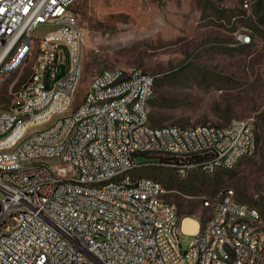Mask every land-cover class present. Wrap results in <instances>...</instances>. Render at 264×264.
Listing matches in <instances>:
<instances>
[{"label": "built area", "instance_id": "2783aa9c", "mask_svg": "<svg viewBox=\"0 0 264 264\" xmlns=\"http://www.w3.org/2000/svg\"><path fill=\"white\" fill-rule=\"evenodd\" d=\"M79 0H0V83L14 90L10 108L0 110V264H190L195 249H205L204 264H236L240 256L237 241L258 244L263 232L250 233L255 221L242 210L239 201L229 199L230 189L220 193L217 218L203 226V234L178 231L186 214L169 200L154 199V188L141 190L109 185L97 191H81L68 184L55 185L57 175L91 179L101 173H117L137 162L152 166L178 167L189 164L214 167L233 165L239 153L256 154L259 130L246 120H232L231 130L223 126L195 125L194 132H185L175 124L156 126L151 123L145 97L155 93L156 76L142 68H130V82L115 86V75L123 68L113 67L103 82H96L90 101H86L71 123L83 121V131L74 132L70 141L58 142L60 133L50 132L40 142H32V133L42 125H50L51 116L67 107L72 90L82 75V42L80 34L67 35L66 25H77L75 6ZM65 15L60 32L45 33V66H37L29 53L30 28L39 20ZM64 43H72L71 75L55 82L62 72ZM12 51H22V58H12ZM17 59L16 68H8V60ZM37 67V74H30ZM29 69L30 87L16 92L9 87L12 76ZM125 91L117 103L95 106L96 97ZM143 95V103L131 104V95ZM98 134V145L91 149L92 162H85L83 147L88 136ZM17 139H26V146H17ZM215 143L221 156L206 153V145ZM154 146L180 147L186 157L154 156ZM46 147L49 153L65 147L59 164L35 162V169L20 170L22 161H29L32 148ZM187 147L203 148V155L188 156ZM131 180V179H129ZM141 180V179H140ZM125 199L134 200V208L125 207ZM213 201V200H212ZM19 207H28L27 215H18ZM131 211L139 218H153L154 226H133ZM247 217V224H240ZM182 236H189V245H181Z\"/></svg>", "mask_w": 264, "mask_h": 264}, {"label": "rangeland", "instance_id": "374dc122", "mask_svg": "<svg viewBox=\"0 0 264 264\" xmlns=\"http://www.w3.org/2000/svg\"><path fill=\"white\" fill-rule=\"evenodd\" d=\"M75 10L82 31V75L72 102L50 123L83 102L100 71L151 72L156 76L153 125L225 126L246 120L259 130V150L235 168L214 173L193 169L181 177L174 168L149 165L133 174L160 180L165 198L203 224L213 213L204 202L215 201L226 189L258 207L264 221V0H79ZM51 30L43 27L34 37ZM73 55L64 45L59 80L70 74ZM28 75L29 69L19 78L16 72L7 86L19 87ZM11 91L0 85V110L10 108ZM189 238L182 236L184 248Z\"/></svg>", "mask_w": 264, "mask_h": 264}, {"label": "bare ground", "instance_id": "6f19581e", "mask_svg": "<svg viewBox=\"0 0 264 264\" xmlns=\"http://www.w3.org/2000/svg\"><path fill=\"white\" fill-rule=\"evenodd\" d=\"M65 22V15H56L55 18H51L50 20H39L30 28L29 34V53H34L35 56L32 58L33 62H37V66H45V42L44 36L45 33H56L60 32L61 24ZM60 26V27H59ZM43 27L53 28L51 32H44L39 36L34 37V32L38 31ZM59 27V28H57ZM66 34L67 35H78L82 34L80 28L78 26L66 25ZM36 40V46H35ZM64 45L68 46L71 54L73 55L74 47L72 43H64ZM12 58H22V51H12ZM17 59L8 60V68H16ZM110 72V68L104 69L96 74L91 84L85 94L83 102L76 107L70 114L64 116L61 120L55 118L50 125H46L37 131L32 133V142H40L44 138H47L52 133H60L58 135V142H66L70 141L71 137L74 136V132L83 131V121H75L71 123V128H65L61 130V126L64 124H68L73 121V117L78 115V109H81L86 101L91 100V96L94 93V88L96 86V82H103L105 74ZM30 74H37V67H30ZM61 74V72H60ZM60 74L55 75V82H62L60 79ZM71 75V72L68 76ZM66 76L64 79H68ZM131 70L122 69L115 75V86H123L124 84L130 82ZM26 80L16 88V92H25L27 88L30 87V78H25ZM23 81V80H22ZM2 85V83H0ZM74 88L72 90V93ZM155 93L148 94L145 97V106H149L151 100L153 99ZM11 96L14 97V90L11 91ZM122 98H125V91H117V93H112L110 96L105 97H96L95 106H104L107 103H117L122 101ZM72 102V99L67 102L69 105ZM143 103V95L141 94H132L131 95V104H139ZM61 108V110H63ZM60 110V111H61ZM148 115H150V111L148 108ZM182 131L185 132H194L195 125H179ZM208 127H216L217 125L206 123ZM223 130H231V123L223 126ZM98 145V134H91L88 136V139L84 143L83 147V158L85 162H92V152L91 149ZM17 146H26V139L19 141L17 139ZM206 153L213 156H221V148L219 146H215V143H208L206 145ZM60 154H65V147H57V151H52L49 153V149L46 147H38L32 148L31 151L28 152L29 161H22L20 163V170H30L35 169V162L37 161H45L47 158L51 164H59ZM187 155L188 156H197L203 155V148L201 147H187ZM254 153L242 152L236 156L233 165H214V167H204V165L197 164H189L185 169H180L178 167H171L176 170V172L181 176L185 177L189 171L193 169L201 170L202 172L214 173L220 168H235L240 161L247 157L253 156ZM154 156L161 158H170L173 157H186V150L181 149L180 147H172V148H163V146H154ZM149 166L145 164V162H137L135 165L129 168H123L119 170L117 173H101L99 176H94L91 179H79V176H68V175H57L55 177V185H64L68 184L71 186H76L81 189V191H97L98 189H102V187H109V185H123L126 183V189H134L141 190L143 188V181H145V185H155L162 184L160 180L157 178L134 175L133 171L137 168ZM131 179V180H129ZM141 179V180H140ZM162 187L163 184H162ZM166 189L165 188H154V199L158 200H167L165 198ZM229 199L232 201H239L237 194L234 189H230L229 191ZM206 207H212L213 213L211 218H217V210L216 208H220V198H217L215 201L206 200L204 202ZM125 207L134 208V200L133 199H125ZM240 207L242 210H246V215L253 218L255 221L252 225H250V233H261L264 231L263 224L264 221L262 219L261 212L258 207L244 203L240 201ZM28 207H19L18 215H27ZM198 217L193 215H186L182 221L178 224V231H184L187 234H203L205 233V226L199 222ZM131 219L133 221V226H141L148 227L154 226L153 218H139L138 211H131ZM240 224H247V217H240ZM5 241V233H0V244H3ZM181 245L182 238H181ZM189 245V243H188ZM237 248H240V256L236 257V264H264V232L263 237H261L258 244L252 243H244V241H237ZM206 259V251L205 249H195L194 261H190V264H204Z\"/></svg>", "mask_w": 264, "mask_h": 264}, {"label": "crops", "instance_id": "0c3cea01", "mask_svg": "<svg viewBox=\"0 0 264 264\" xmlns=\"http://www.w3.org/2000/svg\"><path fill=\"white\" fill-rule=\"evenodd\" d=\"M152 101V100H151ZM151 103V102H150ZM150 106V105H149ZM149 111H150V108H149ZM150 116H151V114H150Z\"/></svg>", "mask_w": 264, "mask_h": 264}, {"label": "trees", "instance_id": "16d2710c", "mask_svg": "<svg viewBox=\"0 0 264 264\" xmlns=\"http://www.w3.org/2000/svg\"><path fill=\"white\" fill-rule=\"evenodd\" d=\"M22 83H23V82H22ZM22 83H21V84H22Z\"/></svg>", "mask_w": 264, "mask_h": 264}]
</instances>
